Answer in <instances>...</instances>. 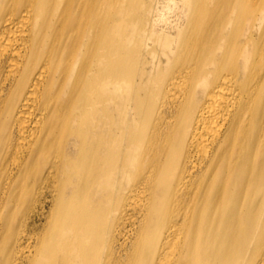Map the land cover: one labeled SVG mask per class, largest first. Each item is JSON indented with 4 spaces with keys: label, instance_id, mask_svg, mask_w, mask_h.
Listing matches in <instances>:
<instances>
[{
    "label": "bare ground",
    "instance_id": "bare-ground-1",
    "mask_svg": "<svg viewBox=\"0 0 264 264\" xmlns=\"http://www.w3.org/2000/svg\"><path fill=\"white\" fill-rule=\"evenodd\" d=\"M0 264H264V0H0Z\"/></svg>",
    "mask_w": 264,
    "mask_h": 264
},
{
    "label": "rangeland",
    "instance_id": "rangeland-1",
    "mask_svg": "<svg viewBox=\"0 0 264 264\" xmlns=\"http://www.w3.org/2000/svg\"><path fill=\"white\" fill-rule=\"evenodd\" d=\"M48 210V209H47ZM46 210V212H45V214H46V217H48L49 215H50V213H48V211ZM38 216H36L35 218H34V223H35V225H37L38 227H42L43 225H44V223H45V218L43 217V218H41V217H38ZM37 218V219H36Z\"/></svg>",
    "mask_w": 264,
    "mask_h": 264
}]
</instances>
